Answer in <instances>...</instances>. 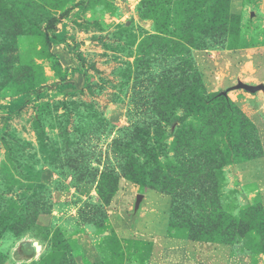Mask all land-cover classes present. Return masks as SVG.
Listing matches in <instances>:
<instances>
[{"label": "rangeland", "instance_id": "1", "mask_svg": "<svg viewBox=\"0 0 264 264\" xmlns=\"http://www.w3.org/2000/svg\"><path fill=\"white\" fill-rule=\"evenodd\" d=\"M238 82L264 84V0H0V264H264Z\"/></svg>", "mask_w": 264, "mask_h": 264}, {"label": "trees", "instance_id": "2", "mask_svg": "<svg viewBox=\"0 0 264 264\" xmlns=\"http://www.w3.org/2000/svg\"><path fill=\"white\" fill-rule=\"evenodd\" d=\"M79 5V4H78ZM81 6V2H80V5ZM79 6H74V7H79ZM73 8L69 9V10H66L62 15L65 17L67 16L71 11H72ZM58 23L56 21H49L47 24H46V27H45V30H46V33L49 35V38H48V41L51 45L53 46H56V45H64L66 43V26L65 24H61V29L59 31L56 30V25ZM70 86H65V85H56L54 86V89L57 91V92H63L64 90L66 89H69ZM48 93H49V89H45L44 91L42 92H38V91H35L33 92L34 96L38 99V100H43L45 98H47L48 96ZM30 95L28 94H24V95H21L19 97H17L16 99H14L13 101H11L7 106H6V110H7V113L9 114V116L11 115H15L17 114L20 110H22L25 105H26V102H27V99L29 98ZM213 98H222L224 101L227 102L226 98L225 97V92L221 93V94H216L215 96H213ZM240 116L243 118H245V120H248V118L242 113V112H239ZM249 121V120H248ZM253 126V125H252Z\"/></svg>", "mask_w": 264, "mask_h": 264}, {"label": "crops", "instance_id": "3", "mask_svg": "<svg viewBox=\"0 0 264 264\" xmlns=\"http://www.w3.org/2000/svg\"><path fill=\"white\" fill-rule=\"evenodd\" d=\"M238 83H243V84H246V85H249V86H258L257 84H254V83H251V82H238ZM237 83V84H238ZM236 84V85H237ZM259 85H263L264 86V84H259ZM235 86H233V88H234ZM233 88H232V90H233ZM239 91H243V90H239ZM243 93H246L247 95H250V99H247V98H240L241 96H240V94H237L236 93V101H235V104H237L239 107H240V103L242 102V104H241V106L242 107H247V108H249V106L250 105H253V104H255V101H257V99L259 98V96L258 95H256V96H254L255 94H258V93H261L260 95H264V90L263 91H259V92H257V93H255L254 95L253 94H249V93H247V92H245V91H243ZM253 97H255V98H253ZM252 99V100H251ZM259 100V99H258ZM242 110V109H241ZM243 111V110H242ZM243 113L245 114V112L243 111ZM246 115V114H245ZM247 116V115H246ZM248 117V116H247ZM263 117V120H264V116H262ZM253 123V122H252Z\"/></svg>", "mask_w": 264, "mask_h": 264}, {"label": "water", "instance_id": "4", "mask_svg": "<svg viewBox=\"0 0 264 264\" xmlns=\"http://www.w3.org/2000/svg\"><path fill=\"white\" fill-rule=\"evenodd\" d=\"M234 90H243L249 94H255L259 91H263L264 90V86L263 85H258V86H249L243 83H238L234 88ZM142 199L141 195H138L136 197V205H139L140 201Z\"/></svg>", "mask_w": 264, "mask_h": 264}]
</instances>
